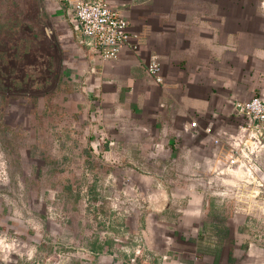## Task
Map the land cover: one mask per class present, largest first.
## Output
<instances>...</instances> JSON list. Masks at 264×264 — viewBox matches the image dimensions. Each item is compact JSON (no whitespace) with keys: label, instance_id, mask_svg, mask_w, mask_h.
Wrapping results in <instances>:
<instances>
[{"label":"crops","instance_id":"crops-1","mask_svg":"<svg viewBox=\"0 0 264 264\" xmlns=\"http://www.w3.org/2000/svg\"><path fill=\"white\" fill-rule=\"evenodd\" d=\"M73 1L43 0L60 51L44 74L57 78L48 93L60 111L72 112L60 126L74 120L81 132L42 135L34 172L45 174L44 212H18L23 200L5 199L0 184V233L29 253L0 264H158L165 255L167 264H264L261 221L208 185L227 151L205 132L233 131V103L264 98V0H106L132 35L114 61L80 44ZM153 57L162 83L146 73ZM74 154L80 174H92L78 203L102 206L99 217L66 212L74 199L53 192L68 189ZM122 204L128 212L113 210Z\"/></svg>","mask_w":264,"mask_h":264},{"label":"rangeland","instance_id":"rangeland-1","mask_svg":"<svg viewBox=\"0 0 264 264\" xmlns=\"http://www.w3.org/2000/svg\"><path fill=\"white\" fill-rule=\"evenodd\" d=\"M43 6V0H0V184L6 185L5 199L23 200L16 207L18 212H32L34 209L44 212V202L41 201L49 197L45 174H38L35 178L34 172L38 168L35 162L42 164L44 160L45 138L42 135H58L61 126L70 135L81 132L74 120L70 125L60 126V120H70L72 112L60 111L63 110L60 98L48 93L55 91L57 78H47V81L45 66H48L49 57L59 58L60 51L51 44L56 34ZM56 64L59 67V62ZM52 144L51 148L56 149V144ZM69 144L76 146L71 141ZM51 148L46 146L47 150ZM80 165L81 158L74 154L69 167L75 172L70 170L68 181L63 179V183H67L64 188L68 189H62V194L58 190L60 187L53 192L74 199L70 202L71 207H63L64 210L67 208L66 212L83 210L92 215L103 214L100 210L103 208L98 204L81 207L78 203L81 195L90 192L86 185L92 182V174H80ZM32 198L37 202L29 207L24 200ZM122 206L112 208L127 211L128 204L127 208Z\"/></svg>","mask_w":264,"mask_h":264},{"label":"built area","instance_id":"built-area-1","mask_svg":"<svg viewBox=\"0 0 264 264\" xmlns=\"http://www.w3.org/2000/svg\"><path fill=\"white\" fill-rule=\"evenodd\" d=\"M72 12L80 44L102 60H117L122 49L130 45L129 22L106 0H74ZM131 49L136 51L137 45H132ZM146 73L156 83H162L161 64L157 57L151 58ZM233 114L236 120L233 131L214 132L212 125L205 129L213 137V143L227 151L224 163L212 172L208 185L219 183V196L243 206L248 215L261 221L264 230V168L261 165L264 154V98L254 96L244 102L235 101ZM197 124L192 121L187 131L195 133ZM24 248V243L18 238L0 233L2 261L16 255L28 257L29 253ZM141 252V245L136 244L132 260ZM169 258L168 255L162 256L158 264H167Z\"/></svg>","mask_w":264,"mask_h":264}]
</instances>
